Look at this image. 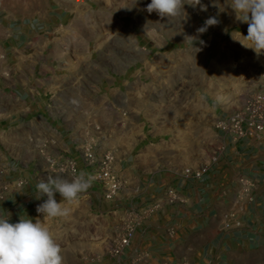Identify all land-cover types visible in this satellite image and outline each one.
Wrapping results in <instances>:
<instances>
[{
  "label": "rangeland",
  "instance_id": "rangeland-1",
  "mask_svg": "<svg viewBox=\"0 0 264 264\" xmlns=\"http://www.w3.org/2000/svg\"><path fill=\"white\" fill-rule=\"evenodd\" d=\"M150 2L0 0V15L52 32L44 45L53 42L61 65H68L75 78H85L78 93L86 95L90 109L102 107L92 117L106 129L105 151L115 160L117 147L138 139L166 150V170L186 174L198 165L201 171L222 148L217 116L241 108L262 90L264 55L236 40L246 34L231 0L185 4L184 12L171 19L148 13ZM209 18L218 23L199 32ZM152 95L155 106L147 102ZM102 97L106 100L100 102ZM137 113L144 116L142 123L154 126L150 133L130 132V114ZM114 167L118 173L115 162ZM113 200L79 199L63 204L69 208L66 217L40 214L33 221L49 227L62 248L63 264H99L116 256L125 213L133 207L120 213ZM236 264H264V253Z\"/></svg>",
  "mask_w": 264,
  "mask_h": 264
},
{
  "label": "crops",
  "instance_id": "crops-1",
  "mask_svg": "<svg viewBox=\"0 0 264 264\" xmlns=\"http://www.w3.org/2000/svg\"><path fill=\"white\" fill-rule=\"evenodd\" d=\"M241 25L247 35L248 25ZM47 34L52 32L42 31L34 22L0 15V211L2 216L10 213L12 223L20 216L34 220L40 215L36 209L46 197L36 198L39 180L71 177L51 162L73 158L81 164L80 147L92 136L101 151L109 149L106 129L92 117L99 116L102 107L90 109L84 104L86 95L78 91L85 78H75L68 65H61L53 42L44 45ZM155 101L153 95L147 99L150 106ZM130 115L128 127L133 134L154 129L142 123V113ZM218 132L219 159L207 164L201 178L166 170V150L160 151L154 143L136 139L130 146L117 147L115 166L125 188L111 202L113 209L121 213L130 206L156 202L162 206L144 221L125 252L99 264H236L264 253V137L234 141ZM201 168L196 165L191 170ZM80 172L86 174L90 187L79 199L104 198L102 185L84 167ZM241 178L255 187L242 203V226L226 228ZM170 188L181 197L174 205L166 202ZM55 199L67 203L59 193ZM141 254L148 257L139 260Z\"/></svg>",
  "mask_w": 264,
  "mask_h": 264
},
{
  "label": "clouds",
  "instance_id": "clouds-1",
  "mask_svg": "<svg viewBox=\"0 0 264 264\" xmlns=\"http://www.w3.org/2000/svg\"><path fill=\"white\" fill-rule=\"evenodd\" d=\"M200 0H151L146 6L148 13L155 12L160 18H175L184 12V5H197ZM238 21L248 25L247 35L240 33L236 39L243 47L251 49L257 56L264 55V0H231L229 5ZM215 18H209L205 27L217 24ZM194 39L192 37H186ZM90 181L84 172L71 177L60 175L41 179L36 184L37 196L46 197L37 206V213L47 218L66 217L69 208L57 202L55 195L59 193L64 202L76 204L81 194L86 193ZM11 214L0 216V264H63L62 248L56 242L49 227L36 219L22 218L12 223Z\"/></svg>",
  "mask_w": 264,
  "mask_h": 264
},
{
  "label": "built area",
  "instance_id": "built-area-1",
  "mask_svg": "<svg viewBox=\"0 0 264 264\" xmlns=\"http://www.w3.org/2000/svg\"><path fill=\"white\" fill-rule=\"evenodd\" d=\"M263 88L261 91L250 95L244 105L235 111L220 117L215 125L218 131L227 134L234 141L252 138L261 140L264 137V68L261 73ZM96 130L100 127L96 126ZM220 151L212 158V162H217ZM81 164L73 158L62 162H51L52 167L60 173L79 174L81 166L89 171L91 178L100 183L103 187V195L106 200L115 199L125 188V183L115 171V157L112 151H101L98 139L90 137L80 147ZM204 170L194 172L186 170V175L201 178ZM20 183L19 186H22ZM255 184L246 178L240 179V191L237 195L233 207L230 210L225 227L242 226V203L247 195L254 189ZM181 201L178 191L170 188L167 191L166 202L174 205ZM162 202H156L146 207L133 206L126 213L127 221L121 230L117 241V254L120 255L131 244L136 231L143 225L144 221L161 209ZM0 216L2 213L0 211ZM147 254H141L139 260H145Z\"/></svg>",
  "mask_w": 264,
  "mask_h": 264
}]
</instances>
